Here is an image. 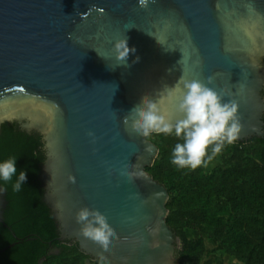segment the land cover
Listing matches in <instances>:
<instances>
[{"label":"water","instance_id":"1","mask_svg":"<svg viewBox=\"0 0 264 264\" xmlns=\"http://www.w3.org/2000/svg\"><path fill=\"white\" fill-rule=\"evenodd\" d=\"M121 39L135 49L126 62ZM181 76H213L208 86L239 102L238 140L264 137V0H0V127L26 120L46 135L42 181L61 242L106 264H180L169 191L147 170L159 147L123 117L147 95L178 119L168 95ZM126 163L141 173L131 182L115 171ZM7 204L0 184V224ZM83 207L116 231L109 252L78 234Z\"/></svg>","mask_w":264,"mask_h":264},{"label":"trees","instance_id":"2","mask_svg":"<svg viewBox=\"0 0 264 264\" xmlns=\"http://www.w3.org/2000/svg\"><path fill=\"white\" fill-rule=\"evenodd\" d=\"M149 139L160 154L147 170L169 191L167 222L182 239L180 264H229L227 257L237 264H264V137L226 145L212 161H219L213 169L196 170L172 164L174 146L182 142L174 135L153 133ZM10 157L16 159L17 175L11 182L0 180L8 192L0 224V264H106L78 243L59 240L58 225L44 200L42 137L30 135L17 122L3 124L0 162ZM20 171L27 179L17 192L13 183ZM191 231L200 237L191 238Z\"/></svg>","mask_w":264,"mask_h":264},{"label":"clouds","instance_id":"3","mask_svg":"<svg viewBox=\"0 0 264 264\" xmlns=\"http://www.w3.org/2000/svg\"><path fill=\"white\" fill-rule=\"evenodd\" d=\"M137 2L139 7L146 9L149 3H155V0ZM71 38L69 34V39ZM157 41L161 44L158 39ZM114 48L116 59L121 62H126L129 55L135 52L134 48H129L127 39L117 41ZM166 50L174 51L175 48ZM214 84L213 76L207 78V85L199 79H185L181 76L168 95V99L175 103L176 111L180 114L178 119H170L169 115L161 110L160 101L146 95L140 104L123 117V124L126 129L144 138L155 133L174 135L180 139L182 142L176 143L172 152L171 162L176 167L191 170L207 167L221 154L226 145H232L240 138L242 128L238 115L239 102L236 99L227 102L224 100L235 93L230 89L217 91L214 87L208 86ZM88 136L92 138L93 143L96 142L94 132L89 131ZM133 167L135 165L126 163L115 171L131 182L141 175L129 171ZM111 171L110 169V174ZM16 175L15 158L10 157L0 162V180L11 182ZM26 179V173L20 171L13 183V191H20ZM76 222L81 226L78 234L91 240L103 252H109L114 247L117 233L99 210L81 208L76 213ZM100 260L103 262V255Z\"/></svg>","mask_w":264,"mask_h":264},{"label":"flooded vegetation","instance_id":"4","mask_svg":"<svg viewBox=\"0 0 264 264\" xmlns=\"http://www.w3.org/2000/svg\"><path fill=\"white\" fill-rule=\"evenodd\" d=\"M263 94H264V92H263ZM14 122H17V121H14ZM6 123H9V122H6ZM6 123H4V124H6ZM11 123H13V122H11ZM17 123H19V122H17ZM27 123V121L25 120L24 122H21V124L19 123V125H20V127H21V129L22 130H24V131H27L30 135H33V134H35V133H38L41 137H42V139H43V144H44V147H45V150H46V161H47V157H48V148H47V146H48V141H47V139H46V135L45 134H43L42 132H40V131H36V130H32V131H28V130H26L23 126H22V124H26ZM46 163V162H45ZM45 165V164H44ZM43 165V166H44ZM42 174H43V167H42V172H41V181H42ZM43 182V181H42ZM43 186H44V183H43ZM45 190V189H44ZM7 194H8V192H7ZM44 200H45V196H44Z\"/></svg>","mask_w":264,"mask_h":264},{"label":"rangeland","instance_id":"5","mask_svg":"<svg viewBox=\"0 0 264 264\" xmlns=\"http://www.w3.org/2000/svg\"><path fill=\"white\" fill-rule=\"evenodd\" d=\"M218 163H219V161L211 162L207 167L213 169L214 165H216V164H218ZM194 233H195V232H193V231L190 232V237H191V238H194L195 235L198 236L197 233H196V234H194ZM209 246L212 247V248H216V246H215V245H212L211 243L209 244ZM213 257H216V255H214ZM227 261H228L229 264H237V263L235 262V260H234L233 258H231V257H227Z\"/></svg>","mask_w":264,"mask_h":264},{"label":"crops","instance_id":"6","mask_svg":"<svg viewBox=\"0 0 264 264\" xmlns=\"http://www.w3.org/2000/svg\"><path fill=\"white\" fill-rule=\"evenodd\" d=\"M194 234H196V233H194ZM197 234H198V236L195 235L194 238H199V237H200V233H197ZM209 243H211V244L213 245L214 242H209ZM209 243H208V244H209ZM215 245H216V244H215ZM209 247H210V246H209Z\"/></svg>","mask_w":264,"mask_h":264}]
</instances>
